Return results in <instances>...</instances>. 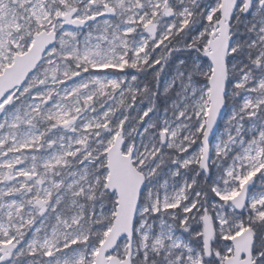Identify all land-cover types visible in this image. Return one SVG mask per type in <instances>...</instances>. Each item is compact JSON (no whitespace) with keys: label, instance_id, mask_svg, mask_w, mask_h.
Instances as JSON below:
<instances>
[{"label":"snow or ice","instance_id":"1","mask_svg":"<svg viewBox=\"0 0 264 264\" xmlns=\"http://www.w3.org/2000/svg\"><path fill=\"white\" fill-rule=\"evenodd\" d=\"M0 264H264V0H0Z\"/></svg>","mask_w":264,"mask_h":264}]
</instances>
